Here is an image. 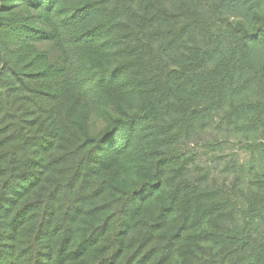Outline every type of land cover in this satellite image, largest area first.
<instances>
[{
  "label": "trees",
  "instance_id": "16d2710c",
  "mask_svg": "<svg viewBox=\"0 0 264 264\" xmlns=\"http://www.w3.org/2000/svg\"><path fill=\"white\" fill-rule=\"evenodd\" d=\"M0 264H264V0H0Z\"/></svg>",
  "mask_w": 264,
  "mask_h": 264
}]
</instances>
